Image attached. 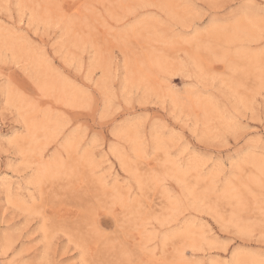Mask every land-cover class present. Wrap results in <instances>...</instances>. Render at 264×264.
I'll list each match as a JSON object with an SVG mask.
<instances>
[{"label":"rangeland","instance_id":"374dc122","mask_svg":"<svg viewBox=\"0 0 264 264\" xmlns=\"http://www.w3.org/2000/svg\"><path fill=\"white\" fill-rule=\"evenodd\" d=\"M0 264H264V0H0Z\"/></svg>","mask_w":264,"mask_h":264},{"label":"bare ground","instance_id":"6f19581e","mask_svg":"<svg viewBox=\"0 0 264 264\" xmlns=\"http://www.w3.org/2000/svg\"><path fill=\"white\" fill-rule=\"evenodd\" d=\"M74 5V4H73ZM76 7V6H75ZM74 9V8H73ZM74 12V11H73ZM76 12V11H75ZM77 13V12H76Z\"/></svg>","mask_w":264,"mask_h":264}]
</instances>
